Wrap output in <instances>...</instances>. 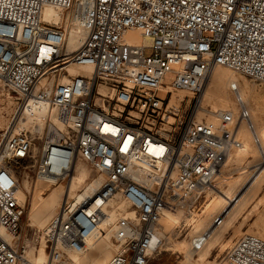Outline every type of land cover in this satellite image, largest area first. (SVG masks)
<instances>
[{
  "label": "built area",
  "instance_id": "2783aa9c",
  "mask_svg": "<svg viewBox=\"0 0 264 264\" xmlns=\"http://www.w3.org/2000/svg\"><path fill=\"white\" fill-rule=\"evenodd\" d=\"M68 19L82 30L74 50ZM218 66L264 83V0H0V86L17 105L0 129V169L21 189L30 173L68 185L80 160L103 178L81 201L63 202L39 264H72L69 254L86 250L104 222L115 246L105 264H148L164 243L163 216L195 211L243 146L240 126L255 130L239 92L236 111L209 119L205 90ZM147 161L158 169L144 182ZM25 205L0 182V264H31ZM208 238L194 235L191 249ZM224 249L229 264H264L260 236Z\"/></svg>",
  "mask_w": 264,
  "mask_h": 264
},
{
  "label": "bare ground",
  "instance_id": "6f19581e",
  "mask_svg": "<svg viewBox=\"0 0 264 264\" xmlns=\"http://www.w3.org/2000/svg\"><path fill=\"white\" fill-rule=\"evenodd\" d=\"M45 15L46 18L56 15L55 17L56 19H58V14L54 13V11L49 8L46 9ZM72 23L73 22H71V19H68L67 27L69 30V39L67 46L70 50L76 49V47L80 44V33L82 32V30L79 29V26H74ZM129 35L133 36L135 39H140L138 33L136 32H130ZM72 72L74 73L75 71ZM227 73L228 75L224 83H218L217 85L213 86L212 94L223 92L224 87L227 86L231 88L233 83L237 81L236 77H234L231 71ZM66 80L67 78H64L61 81L65 82ZM1 95L2 94H0V97ZM238 95L241 96L245 103H248L247 99H245L241 92H239ZM217 96L222 105L229 104L230 98L227 94ZM6 101H8V103L4 104V102ZM0 102V120L2 123L7 124V128L9 125V120L7 119L6 114L10 113V116H12V114L16 112V106L14 105L15 101L12 95L8 94V98H0ZM221 109L227 108H218L213 104L209 116L212 117V121L217 120L216 113ZM242 127H245V125L243 124L240 126V131L242 130ZM245 128L249 131V133H251L255 142L261 139L263 148L262 155L264 157V128L259 130H257L256 127L255 130H250L247 127ZM233 151L227 154L225 162L218 175V178L219 176L223 178V185L226 189H219V187L216 188V186H214V192L217 195L211 196V198L205 201L203 205L204 210L202 213L198 214V217L195 216L189 220L191 221V224H194V228L192 231L193 234L198 233L203 229H206L205 231H209V238L205 246L201 250L194 252L191 249V242H188L184 239L181 241H176L172 238L173 228L175 227V225L179 224V218H181V216L178 217L179 215L176 216V214L173 213H166L160 221L161 229L163 230V233H165L163 237L165 240H167L166 249L164 250L185 254L188 262L187 264H218L216 259H211L213 251L217 246H220L222 250L223 248H225V246L231 244L235 238L248 234L246 231H244V226L249 218L254 215V213H257V218L253 222V224L257 228L264 231V165L259 167L255 174L251 173L250 178L248 177L246 179V183H250L252 180L254 181L251 183L250 187L246 188V192L244 191L243 193L242 185L244 184L241 185L237 178H228V175L226 176L223 174L224 172L222 171V169L224 165L229 164L232 160H234L238 164L244 162L251 150L250 146L247 143L244 144L243 139V146L239 148V151L237 154H235V156L231 154ZM138 169L145 174V176L142 177V180L144 182H148L149 179L147 176H149V174L153 173L158 168L156 164L147 161L143 162ZM92 172L93 170L90 165H88L84 161H78V163L76 164L75 173L72 175V178L70 179L68 185H66V189H63L59 186L53 187L51 190H49V194L47 196H44V192L42 191L43 188L47 186L46 183L42 182L39 179L35 180L32 193V202L29 207V225L37 223L40 227L46 230L47 222L56 212L58 213L59 208L62 206L63 202L66 199L81 201L86 195H90L94 190L98 189L102 185L103 178L99 176L93 178L91 176ZM261 176L263 178L258 180ZM24 181V188L27 189L30 194L31 185L29 184V181ZM0 182L7 188L14 189L16 191V195L20 200H25V190L23 188L21 189L17 187L16 177L11 170L0 169ZM260 194L263 195L260 197ZM260 207H262L263 209L257 212ZM217 211L221 213L223 219L222 223L220 225L210 224V219ZM205 212L206 215L202 217V214ZM115 217L116 213H112L110 215V218H112V220H115ZM109 230L110 229L108 227V222L102 223L94 237L89 240L86 250L81 253L69 254L71 263L105 264L113 254L112 249H115V246L111 240V232ZM228 233L229 236L225 238L226 234ZM45 247V237L42 236L40 245L37 248L32 247L26 251V259L31 264H39L44 262L46 260ZM225 264L229 263L227 262Z\"/></svg>",
  "mask_w": 264,
  "mask_h": 264
},
{
  "label": "rangeland",
  "instance_id": "374dc122",
  "mask_svg": "<svg viewBox=\"0 0 264 264\" xmlns=\"http://www.w3.org/2000/svg\"><path fill=\"white\" fill-rule=\"evenodd\" d=\"M229 71L232 72L234 77H236L237 81L233 83L231 88L227 86V87H224L223 92H217L215 94H212L213 86L217 85L218 83H224L228 75L227 72ZM235 85L238 87L237 91L232 90V87ZM7 92H8L7 90H5L3 87L0 86V94H2L0 98H8ZM238 92H241L243 96L245 97V99H247L248 101L247 105L249 106V108H251V115L253 116L252 119L254 120V123H255L254 125L256 129L257 130L263 129L264 128V83L251 79L250 77H247L241 73L234 72L226 67H220V66L216 67L211 73L208 79V82H207V86L205 90V95H206L205 105L208 106L209 111L211 110L213 104L216 105L218 108H227V109H231L235 111L238 106L236 99H235ZM225 94L229 96L230 102L227 105H222L217 95H225ZM7 103L8 101L4 102V104H7ZM14 105L17 106L16 103ZM6 116H7V119L10 121L11 119L10 113L6 114ZM211 118L212 117H209V119ZM6 125L7 124L2 123L0 120V129L5 130ZM245 127H242V130L240 131V136L242 138V141L244 139V144L247 143L250 146V150H251L250 153L247 155L244 162L238 164L234 160H232L229 164L224 165L222 169V171L224 172L223 174L226 176L228 175V178H231V179L237 178L241 185L244 184L242 185L243 193L244 191L246 192V188L250 187L251 183L254 181L252 180L250 183L248 182L246 183V179L248 177L250 178L251 173L255 174L257 172V169L264 165V157L262 155V151H263L262 141L260 139L259 140L260 142L259 141L255 142L251 133H249V131ZM238 151H239V148L238 150L237 149L234 150L231 154L235 156V154H237ZM91 174L93 178L98 177L94 172H92ZM15 177H17L16 174H15ZM262 178L263 177L261 176L258 180ZM35 179H36L35 175H32V173H30L29 178L27 179V181H29V184L31 185L30 194L27 191V189L24 188L25 181L21 182L20 180L22 187L25 190V198H26L25 213H24V216L21 222L22 229H23L22 235H21V241H23V243L28 245L27 250H29L32 247L37 248L40 245V240L42 236H45L44 228L40 227L37 223H33L32 225H29L30 222L28 221L29 207L32 202V193H33V187L35 184ZM222 179L223 178L219 176V178H217L214 185L210 186V189L207 191V193L203 195L202 197H200V199L197 202L195 211H192L191 213H189L188 211L179 210L178 212H176V216L179 215L178 217L181 216V218H179L180 219L179 224L175 225L172 231V238L174 240L181 241L184 239V240H187L188 242H191L192 237L194 235L206 230V229H203L200 232L193 234L192 231L194 228V224H191V221L189 220L192 217H195V216L198 217V214L202 213L204 210L203 205L205 201L211 198V196L217 195L214 192V189H215L214 186H216V188L219 187V189H226L223 185ZM57 186L63 189H66L65 183L48 185L44 187L42 190L44 192L43 193L44 196H47L49 194V190ZM262 195L263 194H260V197ZM262 209L263 208L260 207L257 210V212L261 211ZM205 215H206V212L202 214V217H204ZM218 215H221V213L217 211L213 215V217L210 219V224H213L215 217ZM256 218H257V213H254V215H252L251 218H249V220L245 223L244 231H246L248 234H254V235L264 238V231L257 228L253 224ZM49 221L47 222V225ZM228 236H229V233L226 234L225 238H227ZM166 243H167V240L164 239V243H163L164 245H162L159 250L154 251V253L151 254L148 264H187L188 263L185 257V254H180L179 252L164 250L166 249ZM112 251H114V249H112ZM211 259H216L218 264L227 263L226 250L224 248L221 250L220 246H217L216 249L213 251V255Z\"/></svg>",
  "mask_w": 264,
  "mask_h": 264
}]
</instances>
